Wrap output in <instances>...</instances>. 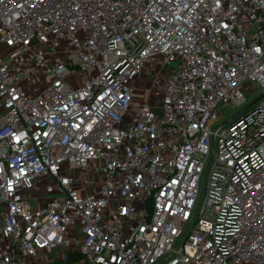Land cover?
<instances>
[{
  "label": "built area",
  "instance_id": "1",
  "mask_svg": "<svg viewBox=\"0 0 264 264\" xmlns=\"http://www.w3.org/2000/svg\"><path fill=\"white\" fill-rule=\"evenodd\" d=\"M263 94L264 0H0V264H264Z\"/></svg>",
  "mask_w": 264,
  "mask_h": 264
},
{
  "label": "rangeland",
  "instance_id": "2",
  "mask_svg": "<svg viewBox=\"0 0 264 264\" xmlns=\"http://www.w3.org/2000/svg\"><path fill=\"white\" fill-rule=\"evenodd\" d=\"M170 66H176V62H174L173 64H171ZM244 89L248 90V98H247V102L240 106V107H235V106H222L220 111L224 114L222 116V118L216 122L215 126H214V129L217 128V126L225 123L230 117H232L234 114H236L237 112H239L240 110H242L244 107H246L250 102H252L254 99H256V97L258 95H260L262 93V91L260 89H257L255 88L252 84L250 83H245L244 84ZM157 92H155L156 94ZM145 97V93L144 92H141V89L140 91H138L136 93V98L137 99H140V98H144ZM141 100V99H140ZM232 108L233 110L228 113L229 109ZM206 197V183H205V188L202 192V198H201V203H203L204 199Z\"/></svg>",
  "mask_w": 264,
  "mask_h": 264
},
{
  "label": "trees",
  "instance_id": "3",
  "mask_svg": "<svg viewBox=\"0 0 264 264\" xmlns=\"http://www.w3.org/2000/svg\"><path fill=\"white\" fill-rule=\"evenodd\" d=\"M75 259L76 260H80L81 259V255H76Z\"/></svg>",
  "mask_w": 264,
  "mask_h": 264
},
{
  "label": "crops",
  "instance_id": "4",
  "mask_svg": "<svg viewBox=\"0 0 264 264\" xmlns=\"http://www.w3.org/2000/svg\"><path fill=\"white\" fill-rule=\"evenodd\" d=\"M140 99H141V98H140ZM140 99H137V98H136V103H139Z\"/></svg>",
  "mask_w": 264,
  "mask_h": 264
},
{
  "label": "water",
  "instance_id": "5",
  "mask_svg": "<svg viewBox=\"0 0 264 264\" xmlns=\"http://www.w3.org/2000/svg\"><path fill=\"white\" fill-rule=\"evenodd\" d=\"M263 96H264V94H263V95H261V96H260V98H261V97H263ZM255 101H256V100H255ZM255 101H254V102H255ZM254 102H253V103H254Z\"/></svg>",
  "mask_w": 264,
  "mask_h": 264
}]
</instances>
